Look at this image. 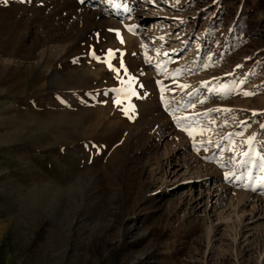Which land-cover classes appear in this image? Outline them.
<instances>
[{
  "label": "rangeland",
  "instance_id": "rangeland-1",
  "mask_svg": "<svg viewBox=\"0 0 264 264\" xmlns=\"http://www.w3.org/2000/svg\"><path fill=\"white\" fill-rule=\"evenodd\" d=\"M256 2L0 0V264H264Z\"/></svg>",
  "mask_w": 264,
  "mask_h": 264
},
{
  "label": "trees",
  "instance_id": "trees-1",
  "mask_svg": "<svg viewBox=\"0 0 264 264\" xmlns=\"http://www.w3.org/2000/svg\"><path fill=\"white\" fill-rule=\"evenodd\" d=\"M255 8L264 12V0H257L256 4H255ZM209 11H206V14ZM252 12L247 11L245 13H243L241 16L233 19L232 21V28L233 31H240L243 30L244 34H248L250 29H253L254 32L253 34L258 36L262 29L264 28V16L259 20V22H254L251 21L249 18L251 17ZM225 14L224 11H219L217 12L213 19L209 22V24L207 25L206 29H205V35L207 39H215L216 41L221 42V34H220V30L223 29V27L225 26Z\"/></svg>",
  "mask_w": 264,
  "mask_h": 264
},
{
  "label": "snow or ice",
  "instance_id": "snow-or-ice-1",
  "mask_svg": "<svg viewBox=\"0 0 264 264\" xmlns=\"http://www.w3.org/2000/svg\"><path fill=\"white\" fill-rule=\"evenodd\" d=\"M5 3H7V0H5ZM117 36L119 37V33H117ZM121 42H123V41H121ZM107 55H108L109 58H111V57H113V56L115 55V53L113 52V50L109 49V50L107 51ZM104 62L107 64V66L109 67V69H110L111 71H113V72H116V71H117V70L112 66V64L109 62V60H105ZM120 67H121V68H124L123 62H121ZM125 74H127L126 70H125ZM132 79H134V78H132ZM120 82H121V84H124V83H125L124 80H121ZM116 91L119 92L120 90H119V89H116ZM244 94H245V95H249V93H244ZM132 95H135V92H134V91H132ZM120 102H121V101H120V98H119V97L116 98V99L113 101V103H116V104H119ZM176 122H177V124H178V126H179V124H180V120L177 119ZM261 127H264V125H262ZM182 130L188 132V134H189L190 136L193 135V134L196 132L195 129H191V130H190V129H188V128H183ZM261 179H264V177H262Z\"/></svg>",
  "mask_w": 264,
  "mask_h": 264
}]
</instances>
